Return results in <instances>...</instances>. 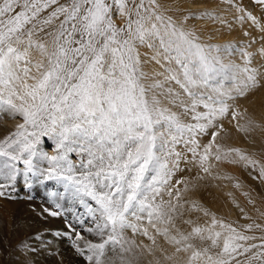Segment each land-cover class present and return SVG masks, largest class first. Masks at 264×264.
Instances as JSON below:
<instances>
[{
  "label": "snow or ice",
  "instance_id": "obj_1",
  "mask_svg": "<svg viewBox=\"0 0 264 264\" xmlns=\"http://www.w3.org/2000/svg\"><path fill=\"white\" fill-rule=\"evenodd\" d=\"M222 2L264 32L236 0ZM173 10L158 0H0V120L19 121L0 139V198H16L22 172L60 181L83 207L79 230L69 222L64 234L86 264H264V211L237 204L248 222L228 220L189 196L197 184L174 181L227 162L264 182V162L218 142L225 119L244 133L261 127L236 104L264 88V61L253 66L248 46L206 42L192 22L230 28L223 15Z\"/></svg>",
  "mask_w": 264,
  "mask_h": 264
},
{
  "label": "rangeland",
  "instance_id": "obj_2",
  "mask_svg": "<svg viewBox=\"0 0 264 264\" xmlns=\"http://www.w3.org/2000/svg\"><path fill=\"white\" fill-rule=\"evenodd\" d=\"M158 2L164 8H179L180 11L173 10L168 13L173 15L174 18H179L188 12L199 13L205 10L223 15L231 24V27L229 28L219 23L214 24H217V27H219L218 29L227 28L229 32H239L240 30L242 35L239 41L237 40L238 38L235 40L226 37L215 39L213 34L214 30L210 26L212 23L211 20L205 21L200 19L192 22L196 24L197 29L201 32L202 38L206 42L211 38L210 42L212 43L223 44L235 42L241 46H248V50L252 51L256 57L253 61V66L264 61V56H261L259 53V49L264 47V32H261L260 27L253 25L251 20L245 19L243 23L235 20L234 17L239 15V13H237L236 9L232 6L223 3L222 0H158ZM236 2L241 4L247 12H251L256 16L260 25L264 26V5L256 3L255 0H236ZM117 23L119 24L121 21L118 19ZM245 32L249 33V35H245ZM141 51L143 52L146 50L141 49ZM238 56L239 53L237 54V58ZM150 68L151 66L146 70H150ZM261 92L264 91L258 90L259 94ZM250 96L251 95L247 98L248 104L250 103L249 105L246 103L247 101L245 99L243 100V98H240L236 106L241 110L247 109L248 115L251 116L257 124H260L261 127H254L252 131L244 133L237 131L235 122L229 123L230 118L225 119L222 121L224 124V131L220 132L218 142L226 147L240 148L254 158L264 162V119L261 117L259 118L257 115L263 112H260L261 110L258 111L260 107L257 108L254 103H251L255 97L253 96L252 98L254 99L251 100ZM240 122L243 123L244 121L241 120ZM11 130H14V127H11L9 122H6L4 118L0 120V139ZM253 137H255L257 145L254 144L255 141ZM206 140L207 137H205V142ZM53 144V141H46L42 145V149L47 151L49 155L55 154L52 146ZM214 163H216V166L212 169L211 175L199 172L198 168H194L191 172L184 171L178 173L174 177V181L185 178L191 183L197 184V188L192 190L189 196L200 201L211 211L216 212L218 216H222L228 220H239L241 223L248 222L241 218L237 204L243 207L245 211L253 217L258 216V213L255 211L256 208H259L260 211H264V182L259 179H253L252 175H249L250 169H245L240 164H229L227 162ZM181 167H185V165L182 163ZM187 167L191 168L192 166L187 165ZM42 170L43 169H41V171ZM197 173L203 176V179L196 180L195 177ZM224 177L231 178L226 179ZM237 182L240 183V188L235 187ZM26 185H30V187ZM63 188L64 186L60 181L47 180L41 176L40 172L31 174L22 172L16 183V188L12 193L16 198H0V222H2L0 225H4L2 227L3 232L0 231V243H6V247L9 246V248L14 250L16 253L15 260H18L20 254H22L24 257L26 256V264H36L35 256H40L38 251L44 250L46 253L48 252L46 254L48 257H51L53 253L56 254L53 258L58 259L57 264H86L73 246L74 236L64 234L69 231L66 227L69 222L79 230L80 226L76 223V216L83 213V207L77 206L71 199H67L64 195ZM53 192L56 193L55 196L52 195ZM246 192L249 193V196L244 195ZM249 198L255 202L254 205L248 203ZM22 201H27V204L22 203ZM8 203H11L12 206H9ZM58 205L59 208H57ZM45 209L59 210L62 214L58 217H53L45 212ZM34 214H36V219H29L30 215L34 216ZM37 217L40 218V223ZM49 223L51 226L47 225ZM24 226L29 227V231L25 232L24 229H22V233H20L18 227L24 228ZM127 234L131 236L130 231ZM33 237H35V240L30 241L29 239H33ZM50 237H52V239H50ZM48 239L51 240V244L43 249L44 245L41 244L47 242ZM136 239L137 242H139L140 239L145 238L136 237ZM62 241L69 246L72 255L68 256V254H66L67 252L63 249L55 251V249L59 247V242ZM143 259L144 258H142V260ZM51 261L56 264L53 259H51ZM45 264H49L48 261H45Z\"/></svg>",
  "mask_w": 264,
  "mask_h": 264
},
{
  "label": "bare ground",
  "instance_id": "obj_3",
  "mask_svg": "<svg viewBox=\"0 0 264 264\" xmlns=\"http://www.w3.org/2000/svg\"><path fill=\"white\" fill-rule=\"evenodd\" d=\"M198 3H200V2H198ZM182 4V3H181ZM194 4V3H193ZM222 10V9H221ZM202 20V19H201ZM203 20H205V21H209V20H206V19H203ZM207 25V24H206ZM210 26H211V28L214 30V32H213V34H214V37H215V39L217 38V39H221V38H224V37H226V38H229V39H233V40H235V39H237L238 41L240 40V38H241V33H240V30L239 29H237V30H239V32H229L228 31V29L227 28H222V29H218L219 27H217V24H214L213 22L210 24ZM206 27V26H205ZM235 27V26H234ZM234 31H236V30H234ZM212 32V31H211ZM259 34V33H258ZM244 35V34H243ZM245 36V35H244ZM261 37V36H260ZM214 39V38H213ZM264 43V42H263ZM260 91H264V88H260L259 89ZM255 97V99L254 98H252V97ZM248 98V97H247ZM250 99L252 100V99H254L253 101H251V103H254V105L258 108V107H260V109L258 108V111L259 110H261L260 112H263V113H261V114H257L258 115V117L260 118H262V119H264V92H261L260 94L258 93V91H253L252 92V94H251V96H250ZM243 100H244V98H243ZM246 101H247V99H245ZM245 103V102H244ZM247 104H248V101L246 102ZM250 104V103H249ZM248 104V105H249ZM252 107H253V105H252ZM254 108V107H253ZM257 108H255V109H257ZM4 119L6 120V122H9V125L11 126V127H14L15 126V124L17 123V122H19L17 119H11V118H9L8 116H5L4 117ZM6 129V128H5ZM253 140L255 141L256 139H255V137H253ZM255 145H257V143H256V141H255V143H254ZM37 180V179H36ZM231 193H233V192H231ZM22 203H24V204H27V201H22ZM9 204V203H8ZM9 206H12L11 205V203L9 204ZM5 213V212H4ZM31 213V212H30ZM9 214V213H8ZM7 216V215H6ZM5 216V217H6ZM10 216V215H9ZM26 216V215H25ZM24 216V217H25ZM38 218V220H39V223L41 222V220H40V218L39 217H37ZM29 219H31V220H34V219H36V214H34V216H31L30 215V218ZM9 220V219H8ZM7 220V221H8ZM49 221V220H48ZM51 221V220H50ZM53 221V220H52ZM9 222V221H8ZM44 222H46V221H44ZM54 222V221H53ZM0 223H2V222H0ZM8 224V223H7ZM45 224V223H44ZM48 226H51V224L49 223V224H47ZM53 225H54V223H53ZM4 226V225H3ZM3 226H1L0 225V231H2V227ZM11 226V225H10ZM15 227V226H14ZM47 227V226H46ZM18 231L20 232V233H22V229H24V231L25 232H27V231H29V227H25L24 226V228H20V227H18ZM15 231V230H14ZM3 232V231H2ZM9 232V231H8ZM50 232V231H49ZM51 232H53V231H51ZM53 234V233H52ZM63 234V233H62ZM5 235V234H4ZM20 236V235H19ZM66 237V236H65ZM47 238H49V237H47ZM50 239H52V237H50ZM50 239H48L47 240V242H45L44 244H41V245H44V247H43V249L44 248H47L50 244H51V240ZM146 239V238H145ZM144 239V242L145 243H148V241L147 240H145ZM30 241H32V240H35V237H33V239H29ZM55 241V240H54ZM53 241V242H54ZM57 248V247H56ZM50 249V248H49ZM59 249H63V250H65L67 253L66 254H68V256H70V255H72L71 254V249L69 248V246H67V244L65 243V242H59V247H58V249H55V251L57 250H59ZM51 250V249H50ZM46 251H47V249H46ZM39 252V254H40V256H35V258H36V260H35V262H36V264H45V261H48V263L49 264H55L54 262H52L51 261V259H53L55 262H56V264H57V258L55 259V258H53V257H55L56 256V254L55 253H53V255L51 256V257H48L46 254L48 253H46L44 250H42V251H38ZM20 254V253H19ZM50 254V253H49ZM33 257V256H32ZM15 258H16V253L14 252V250H12V248H9V246H7L6 247V243H4V242H1L0 243V264H26V262H27V259H26V256L24 257V255H22V254H20V258L18 257V260H15ZM59 262V261H58ZM30 264V263H29Z\"/></svg>",
  "mask_w": 264,
  "mask_h": 264
}]
</instances>
